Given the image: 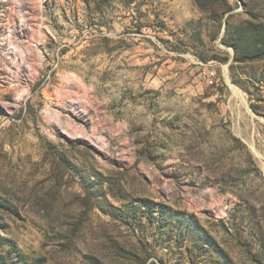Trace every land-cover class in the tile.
I'll return each instance as SVG.
<instances>
[{
  "label": "rangeland",
  "instance_id": "rangeland-1",
  "mask_svg": "<svg viewBox=\"0 0 264 264\" xmlns=\"http://www.w3.org/2000/svg\"><path fill=\"white\" fill-rule=\"evenodd\" d=\"M0 264H264V0H0Z\"/></svg>",
  "mask_w": 264,
  "mask_h": 264
}]
</instances>
